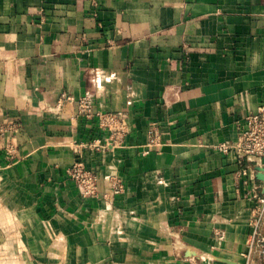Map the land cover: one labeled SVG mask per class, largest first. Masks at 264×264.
<instances>
[{"label": "crops", "instance_id": "obj_1", "mask_svg": "<svg viewBox=\"0 0 264 264\" xmlns=\"http://www.w3.org/2000/svg\"><path fill=\"white\" fill-rule=\"evenodd\" d=\"M85 93L126 115L122 145H82L107 132ZM260 106L264 0H0V264L244 263L251 162L218 145Z\"/></svg>", "mask_w": 264, "mask_h": 264}, {"label": "built area", "instance_id": "obj_2", "mask_svg": "<svg viewBox=\"0 0 264 264\" xmlns=\"http://www.w3.org/2000/svg\"><path fill=\"white\" fill-rule=\"evenodd\" d=\"M70 98H73L71 96ZM77 114L86 118H98V124L106 134H100L87 140L82 145L93 149H105L109 145L120 146L129 130L127 117L122 112L104 111L96 109L92 95L85 93L76 99ZM11 147V146H10ZM218 148L223 152L235 151L239 155V160H249L251 164L243 168L242 173L246 175L244 182L249 188L250 195L256 200L251 213L252 237L250 250L245 254L243 264H254L253 250L260 246L264 251V236L260 234L259 228L264 220V191L260 190V185L255 174L250 170L255 165L264 166V106H260L257 112H252L246 117V125L242 129L239 138L232 143H220ZM68 176L74 180L84 196L105 197L107 192L101 191V179L98 172L88 167L81 155L67 167ZM110 184L109 192L112 194L121 193L124 190V181L116 172L108 176Z\"/></svg>", "mask_w": 264, "mask_h": 264}, {"label": "rangeland", "instance_id": "obj_3", "mask_svg": "<svg viewBox=\"0 0 264 264\" xmlns=\"http://www.w3.org/2000/svg\"><path fill=\"white\" fill-rule=\"evenodd\" d=\"M262 224L259 228V231H260V234L264 236V230L263 228L261 229ZM252 257H253L254 264H258L259 262L264 263V251L262 250L260 246L258 247V249H256V253H254V255L252 254Z\"/></svg>", "mask_w": 264, "mask_h": 264}, {"label": "water", "instance_id": "obj_4", "mask_svg": "<svg viewBox=\"0 0 264 264\" xmlns=\"http://www.w3.org/2000/svg\"><path fill=\"white\" fill-rule=\"evenodd\" d=\"M258 169L260 170L258 176L262 179H264V166H258ZM226 264H243L242 262H237L235 260H227Z\"/></svg>", "mask_w": 264, "mask_h": 264}]
</instances>
